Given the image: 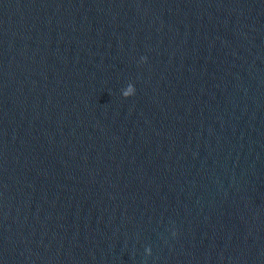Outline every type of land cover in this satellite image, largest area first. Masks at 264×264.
<instances>
[{"label": "water", "instance_id": "95a60500", "mask_svg": "<svg viewBox=\"0 0 264 264\" xmlns=\"http://www.w3.org/2000/svg\"><path fill=\"white\" fill-rule=\"evenodd\" d=\"M0 264H264V0H0Z\"/></svg>", "mask_w": 264, "mask_h": 264}, {"label": "clouds", "instance_id": "9594fccd", "mask_svg": "<svg viewBox=\"0 0 264 264\" xmlns=\"http://www.w3.org/2000/svg\"><path fill=\"white\" fill-rule=\"evenodd\" d=\"M142 59L146 60L147 58L144 57ZM129 88L131 89L130 91H126V92L123 93V95L125 97H129V96H132V95L135 94V91H136L135 86L129 85ZM174 235H175V233H174ZM149 251H150V249H149Z\"/></svg>", "mask_w": 264, "mask_h": 264}]
</instances>
